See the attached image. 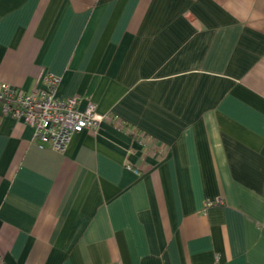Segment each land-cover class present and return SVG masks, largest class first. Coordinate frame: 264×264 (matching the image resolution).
I'll list each match as a JSON object with an SVG mask.
<instances>
[{
	"label": "crops",
	"instance_id": "crops-1",
	"mask_svg": "<svg viewBox=\"0 0 264 264\" xmlns=\"http://www.w3.org/2000/svg\"><path fill=\"white\" fill-rule=\"evenodd\" d=\"M46 73L106 118L0 116V264H264V0H0V82Z\"/></svg>",
	"mask_w": 264,
	"mask_h": 264
},
{
	"label": "built area",
	"instance_id": "built-area-1",
	"mask_svg": "<svg viewBox=\"0 0 264 264\" xmlns=\"http://www.w3.org/2000/svg\"><path fill=\"white\" fill-rule=\"evenodd\" d=\"M59 82L60 77L52 73H46L41 86L31 91L0 82V116L29 125L39 147L63 151L73 134L85 129L97 131L106 115L97 112L92 101L80 110L78 96L57 97ZM211 204L205 202V206Z\"/></svg>",
	"mask_w": 264,
	"mask_h": 264
}]
</instances>
